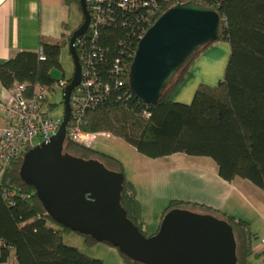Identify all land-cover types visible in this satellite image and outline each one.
I'll return each mask as SVG.
<instances>
[{
  "label": "trees",
  "instance_id": "1",
  "mask_svg": "<svg viewBox=\"0 0 264 264\" xmlns=\"http://www.w3.org/2000/svg\"><path fill=\"white\" fill-rule=\"evenodd\" d=\"M187 1L217 9L221 17L218 38L200 47L172 77L159 101L150 105L130 90L128 74L115 77L106 73L115 56L127 58L130 65L140 38L129 39L119 27L103 28L98 43L104 48L105 61L98 64L96 70L109 89L85 109L79 127L88 132H108L148 158L175 153L209 157L222 179H246L264 191V0H179L180 3ZM61 2L80 11V0ZM81 23L82 17L77 27ZM71 32L57 39L40 36L37 51H19L1 63L2 86L10 90L16 84L24 83L29 87L28 92H32L35 85L54 90L59 80L51 76V70L60 67L61 50L68 47ZM122 39L132 43L128 52H121L117 45ZM220 41H226L229 46L222 78L214 86L200 84L188 104L173 101L171 96L186 78L192 62ZM39 51L43 59H40ZM42 103L43 107L46 104V113H49L52 104L48 103V98ZM64 152L96 159L106 168L123 173L119 159L79 145L71 141L68 134ZM21 162L22 156L0 174V263L7 262L12 255L16 264H103L102 260L64 243L63 234L72 230L54 221L35 189L23 182L19 176ZM120 204L138 230L150 236L143 230L144 220L136 188L125 177ZM174 208L208 213L227 221L236 241V264H251L254 234L249 222L220 210L177 199L168 202L160 222ZM81 235L90 242H98L89 235ZM121 255L126 264H142Z\"/></svg>",
  "mask_w": 264,
  "mask_h": 264
},
{
  "label": "water",
  "instance_id": "2",
  "mask_svg": "<svg viewBox=\"0 0 264 264\" xmlns=\"http://www.w3.org/2000/svg\"><path fill=\"white\" fill-rule=\"evenodd\" d=\"M82 23L72 30L68 51L73 73L62 91L61 124L48 140L22 157L19 176L35 189L48 215L72 231L116 247L142 264H236L231 225L212 214L174 208L158 230L145 236L120 204L124 174L96 159L64 152L71 106L80 83L81 66L75 40L87 29L86 0H80ZM221 17L214 7L192 1L165 10L140 38L128 73V86L141 101L153 105L182 65L203 45L218 38Z\"/></svg>",
  "mask_w": 264,
  "mask_h": 264
},
{
  "label": "crops",
  "instance_id": "3",
  "mask_svg": "<svg viewBox=\"0 0 264 264\" xmlns=\"http://www.w3.org/2000/svg\"><path fill=\"white\" fill-rule=\"evenodd\" d=\"M72 7L75 6L64 5L61 0H0V64L12 58L19 51H37L40 36L57 39L62 34H69L77 27V24L70 21ZM228 54L229 46L226 41L216 42L208 47L192 62L186 78L174 91L171 99L175 102L188 104L200 84L216 85L222 78ZM9 97V90L0 83V125L7 121L4 105ZM107 138L115 137L110 134ZM177 154L161 158H148L140 153L134 154L138 167L134 169V177L129 181L136 185V195L140 205L143 207L141 195L147 192L151 198L161 197L164 200L160 203L161 205H158L163 207L158 208L156 216L154 215L158 219V224L153 233L159 227L161 215L168 204L167 202L172 199L196 203L226 212L229 215H236V211H239L236 207L237 200L241 198L242 190L254 194L244 183L246 179L235 178L232 181L222 179L218 175L217 166L212 159V162L205 163V167L198 165L206 170L201 173L197 172V174L190 169H181L184 166L183 163H180L181 160L171 165L169 159H174ZM164 160H167V163L162 162ZM165 164L171 166L166 167ZM191 164L193 166L194 163ZM186 187L189 189H185ZM142 188H144V192ZM177 188H180L181 192H174L173 189ZM253 196L257 200L261 199L256 195ZM233 197L235 200L230 203ZM142 218L146 225L145 221L148 217L143 210ZM252 252L253 255L257 254L255 256L258 258L256 261L259 264L264 259V254H259L260 250L257 246L252 247ZM10 259L11 256L7 262L0 264H11ZM12 264H16L14 257Z\"/></svg>",
  "mask_w": 264,
  "mask_h": 264
},
{
  "label": "built area",
  "instance_id": "4",
  "mask_svg": "<svg viewBox=\"0 0 264 264\" xmlns=\"http://www.w3.org/2000/svg\"><path fill=\"white\" fill-rule=\"evenodd\" d=\"M179 3V0H86L88 27L74 42L81 66V79L69 97L71 126L67 125V134L71 141L93 148L98 137L110 135L103 131H83L79 127L85 109L96 103L103 91L109 89L96 70V66L105 61L104 48L98 43L101 30L109 26L119 27L129 39L136 36L141 38L165 10ZM117 45L124 53L132 48V43L125 39L118 40ZM39 57L44 58L40 51ZM129 68L127 58L115 56L106 73L122 76L129 73ZM66 84V79H60L57 86L63 89ZM28 89L27 84H16L9 90L10 97L4 105L7 121L0 125V174L18 157H23L27 148L34 147L35 139H39V143L48 140L57 132L62 121V116H49L46 113L45 103L43 107L42 101L54 90L38 85L33 87L32 92H28ZM144 115L148 116V113L144 112ZM258 248L264 254V238L259 241ZM259 264H264V259Z\"/></svg>",
  "mask_w": 264,
  "mask_h": 264
},
{
  "label": "rangeland",
  "instance_id": "5",
  "mask_svg": "<svg viewBox=\"0 0 264 264\" xmlns=\"http://www.w3.org/2000/svg\"><path fill=\"white\" fill-rule=\"evenodd\" d=\"M82 14L81 11L77 10L75 7H72L70 12V21L79 24L81 20ZM73 73V62L72 58L69 54L68 47H65L61 50L60 54V67H54L51 70V76L55 80H60L62 78L69 79ZM62 91L63 89L59 86H56L54 92L48 96V103L52 104L51 110H49V116H62L63 113V104H62ZM47 107V106H46ZM39 139H35L33 145H37L39 143ZM93 149L101 151L103 153L112 155L114 157H119V159L123 166V173L125 179L129 180L134 177V169L138 167V163L135 160L134 154H138L133 146L126 143L124 140L115 137V138H107L104 136L98 137L97 141L94 143ZM174 159H169V163L173 165V163L180 161L183 163V168L191 170L193 173H201V171H205L206 168L200 166H206V162H212L209 157L205 156H190L183 153H178L175 155ZM147 159L146 157H143ZM208 160V161H202ZM162 162L167 163V160ZM157 163V161H156ZM194 163L193 166H191ZM171 165L165 164L166 167H170ZM200 165V166H198ZM179 167V166H178ZM137 179V176H136ZM249 189L252 190L254 194H251L250 191L242 190L241 198L237 200V209L240 211H236V215H233L237 218H241L250 223V231L254 234L251 239L252 247H258L259 241L264 238V191L260 188L252 185L249 181L244 182ZM134 186H136L134 184ZM136 188V187H135ZM147 189V188H146ZM185 189H189L186 187ZM242 189V188H241ZM174 192L180 191V188L173 189ZM144 192V188H142ZM149 193H145L141 195V202L143 207L141 208L146 214V225L144 224V233L146 235H151L157 228L158 219L154 217L156 216L158 208L161 209L163 206H158L160 203L164 202L161 197L151 198ZM253 195L261 197L260 200H257ZM138 198V197H137ZM139 200V199H138ZM235 197L231 198L230 203H233ZM169 202V201H168ZM167 202V203H168ZM166 203V202H165ZM164 204V203H163ZM161 205V204H160ZM226 213V212H225ZM153 215V216H148ZM64 243L67 245L73 246L77 248L83 254L93 257L96 259H100L103 261V264H126L122 255L116 247H113L104 242H90L85 236L73 232L68 231L63 234ZM256 256L251 255L250 261L252 264H258L256 261ZM11 264L13 262V257L11 255Z\"/></svg>",
  "mask_w": 264,
  "mask_h": 264
}]
</instances>
